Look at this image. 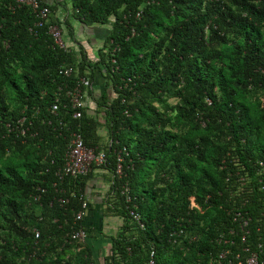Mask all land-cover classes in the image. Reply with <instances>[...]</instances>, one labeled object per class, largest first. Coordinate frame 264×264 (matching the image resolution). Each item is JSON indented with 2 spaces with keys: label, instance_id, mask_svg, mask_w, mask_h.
Listing matches in <instances>:
<instances>
[{
  "label": "trees",
  "instance_id": "16d2710c",
  "mask_svg": "<svg viewBox=\"0 0 264 264\" xmlns=\"http://www.w3.org/2000/svg\"><path fill=\"white\" fill-rule=\"evenodd\" d=\"M39 6L48 15L37 25L29 6L0 0V264H94L85 241L68 238L79 227L88 236L74 215L95 169L59 176L73 133L104 153V212L121 220L105 264H147L150 250L157 264L250 253L264 264V0ZM58 6L84 32L99 27L101 46L75 39ZM49 25L65 30L63 47ZM81 78L89 87L73 109L67 92Z\"/></svg>",
  "mask_w": 264,
  "mask_h": 264
},
{
  "label": "built area",
  "instance_id": "2783aa9c",
  "mask_svg": "<svg viewBox=\"0 0 264 264\" xmlns=\"http://www.w3.org/2000/svg\"><path fill=\"white\" fill-rule=\"evenodd\" d=\"M15 2L18 5H26L31 8V10L35 13L37 19H39V23L37 25H40L41 22L47 21V15H48V9L44 6H39V0H15ZM47 33L51 36L53 39V42L59 46H64V41L62 39L61 30L56 25H49L47 27ZM71 71L70 68L64 69L63 73L65 75L69 74ZM79 85H84L86 87H89V84L87 83V80L85 78H81L79 80L78 85L72 90L67 92L69 98H70V104L73 109H78L83 106V92L81 89H79ZM57 105L53 104L51 107V112L54 113L56 110ZM79 113L75 111L73 114L74 117H77ZM105 160L104 153L101 151L95 152L94 149L87 148L83 144V141L79 134L73 133L71 135V139L69 142V145L67 147V151L64 156V163L59 170V176H70L75 177L78 175H84L87 172L91 170V168H99L101 165H103ZM121 157L117 154L116 156V168L114 173L118 175L120 173V167H121ZM88 208V205L86 201L84 200L81 203V209L74 215V220L77 222H81L85 212ZM130 217L138 222V216L132 212L129 211ZM233 220H236V218L239 217V214L236 213L233 215ZM246 225L245 221H241V227H244ZM141 227V225H140ZM37 234H35V237ZM68 238L70 240H74L77 242H84L87 238V233L83 229V227L77 228L75 231L71 232L68 235ZM244 253H247V250L245 249L243 251ZM219 257H224L223 255H220ZM234 259L236 260V264H257V255L255 253H250L243 259L239 257L238 254L235 255ZM87 264H93L92 262H89ZM147 264H157L154 259V252L153 250L149 251L148 258H147Z\"/></svg>",
  "mask_w": 264,
  "mask_h": 264
},
{
  "label": "crops",
  "instance_id": "0c3cea01",
  "mask_svg": "<svg viewBox=\"0 0 264 264\" xmlns=\"http://www.w3.org/2000/svg\"><path fill=\"white\" fill-rule=\"evenodd\" d=\"M52 1L53 0H45V2L48 3ZM69 13H70L69 10H65L60 6H58L55 12V18L63 19V20L67 19L68 22H70L71 18L69 17ZM75 24L78 23L74 21L71 23L73 28ZM77 27L81 29L80 25H77ZM97 35L99 34L96 31H93L92 29L91 35L85 34L84 31H82L81 34L75 36V39H77L78 41H82L85 39H80L81 38L80 36H85L90 40L92 46L95 42V39H97ZM69 43L71 46L72 44L70 41ZM92 47L94 48V46ZM96 48L98 47H95V49ZM103 82L104 80L102 76L96 72L94 76V80L91 84L95 96H98L99 93L101 92ZM88 106L92 107L90 103ZM88 113L91 114L92 110L88 109ZM97 133L100 137L99 145L103 146L104 144H106L108 140L105 131L104 129H100L99 131H97ZM107 178H108V174L106 173L105 170L100 168L92 169L91 177L89 178V180H87L84 189V198L88 205V208L82 219V223L85 227H88V236L85 240V245L90 251V255L91 258L93 259L94 264H105L104 259L108 256L110 252V246H111L110 237L115 236L121 231V220L115 217H110L109 214L107 215L104 212V207L106 205L103 200L105 198V194L108 189Z\"/></svg>",
  "mask_w": 264,
  "mask_h": 264
},
{
  "label": "rangeland",
  "instance_id": "374dc122",
  "mask_svg": "<svg viewBox=\"0 0 264 264\" xmlns=\"http://www.w3.org/2000/svg\"><path fill=\"white\" fill-rule=\"evenodd\" d=\"M69 6H70V5L67 4V8H69ZM69 11H70V9H69ZM72 22H73V20L71 19V23H72ZM77 25H78V24H75V25H74V29H76V30L78 29L77 31L75 30V35L81 34V32L83 31V30L81 31V29H79V27H77ZM81 27H82V26H81ZM81 27H80V28H81ZM95 28H99V27L94 26V27L89 28V30L92 31V29H95ZM89 30H88V31H89ZM61 33H62V34H65V30H64L63 28H61ZM84 33H85V34H89V35L92 34L91 32H88V33H87V32H84ZM62 34H61V35H62ZM65 35H66V34H65ZM65 35H64V37H66ZM80 37H81L80 39H86V38H87V37H85V36H80ZM98 37H99V38H98ZM103 37H104V35H101V36L97 35V39H95V42H94V44L92 45V46H94L93 50H95V47H98V48H99V47L101 46L102 38H103ZM62 39H63V36H62ZM64 40H65V42H67V44H68L69 47H72V46H70V43H68V40H66V38H64ZM82 41H83V40H82ZM96 49H97V48H96ZM97 93H98V91H97ZM93 96H95V94H93Z\"/></svg>",
  "mask_w": 264,
  "mask_h": 264
}]
</instances>
